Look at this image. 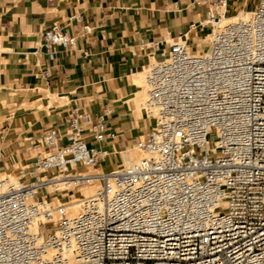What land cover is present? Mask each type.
<instances>
[{
    "label": "built area",
    "instance_id": "built-area-1",
    "mask_svg": "<svg viewBox=\"0 0 264 264\" xmlns=\"http://www.w3.org/2000/svg\"><path fill=\"white\" fill-rule=\"evenodd\" d=\"M193 2L207 47L181 35L147 68L141 159L104 169L95 144L117 133L74 106L30 164L0 163V264H264V0L231 20L229 0ZM78 42L58 25L42 33L51 60Z\"/></svg>",
    "mask_w": 264,
    "mask_h": 264
},
{
    "label": "crops",
    "instance_id": "crops-1",
    "mask_svg": "<svg viewBox=\"0 0 264 264\" xmlns=\"http://www.w3.org/2000/svg\"><path fill=\"white\" fill-rule=\"evenodd\" d=\"M256 1L229 0V15ZM206 18V6L193 0H0L2 167L15 172L30 164L43 131L66 133V119L78 106L103 116L107 130L117 133L95 144L109 152L102 167L115 168L152 126L143 109L146 69L181 35L192 51L205 49ZM54 25L79 42L74 49L57 48L51 60L42 33ZM84 26L89 33L82 34Z\"/></svg>",
    "mask_w": 264,
    "mask_h": 264
},
{
    "label": "bare ground",
    "instance_id": "bare-ground-1",
    "mask_svg": "<svg viewBox=\"0 0 264 264\" xmlns=\"http://www.w3.org/2000/svg\"><path fill=\"white\" fill-rule=\"evenodd\" d=\"M235 17V15H232V16H229L228 18H227V20H231V19H233ZM145 77V76H144ZM146 93V92H145ZM146 96H147V94H146ZM134 150H137V149H133L132 148V150H129V151H125L124 153H123V157H124V159H125V161H127L128 159H130V160H139V159H141L142 157H143V154L142 153H139V154H137V152H135ZM100 185V183H97L95 186H91V187H84V188H82V194L83 195H91V194H93L94 193V191L96 190V188L98 187ZM59 203H61V202H63V201H61V200H59L58 201ZM54 204H58L57 203V201H55L54 202ZM70 210H71V212L72 213H76L77 211H78V208H77V206H72L71 208H70Z\"/></svg>",
    "mask_w": 264,
    "mask_h": 264
},
{
    "label": "rangeland",
    "instance_id": "rangeland-1",
    "mask_svg": "<svg viewBox=\"0 0 264 264\" xmlns=\"http://www.w3.org/2000/svg\"><path fill=\"white\" fill-rule=\"evenodd\" d=\"M147 70V69H146ZM146 75V71H145V73H144V76ZM143 82H144V85H145V77H144V80H143ZM146 100V94H144L143 95V103H144V101ZM215 140H216V137L214 136V135H211L210 137H209V144H210V146L211 147H213L214 146V142H215ZM135 152H137V154H139V153H142V152H140V151H138V150H134ZM139 152V153H138ZM117 161H115V165H117ZM57 203H59L58 201H57Z\"/></svg>",
    "mask_w": 264,
    "mask_h": 264
}]
</instances>
